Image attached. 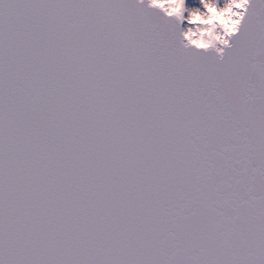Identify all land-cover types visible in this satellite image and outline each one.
<instances>
[{"label": "snow or ice", "instance_id": "6c2138e0", "mask_svg": "<svg viewBox=\"0 0 264 264\" xmlns=\"http://www.w3.org/2000/svg\"><path fill=\"white\" fill-rule=\"evenodd\" d=\"M0 264H264V0H0Z\"/></svg>", "mask_w": 264, "mask_h": 264}]
</instances>
